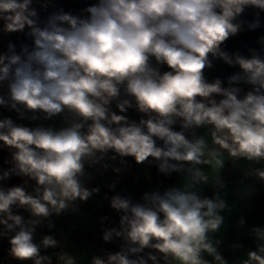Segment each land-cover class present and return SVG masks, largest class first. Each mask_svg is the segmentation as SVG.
Segmentation results:
<instances>
[{"label":"clouds","instance_id":"clouds-1","mask_svg":"<svg viewBox=\"0 0 264 264\" xmlns=\"http://www.w3.org/2000/svg\"><path fill=\"white\" fill-rule=\"evenodd\" d=\"M32 4L0 0L3 31L27 27L33 40L21 54L11 43L10 54H0V107L21 120L60 117L62 126L0 119V146L11 155L10 167L0 169V236L13 233L10 257L53 264L41 249L59 248L60 242L52 235L34 242L37 227L48 221L54 228L50 217L75 211L77 201L99 193L85 186L86 166L107 170L106 159L124 165L132 157L137 164L155 163L164 175L182 174L183 184L145 192L141 202L112 196L119 226L105 229L102 239L124 243L89 264H229L218 251L221 241L213 238L224 223L221 213L230 211L220 172L225 155L233 164L264 162V35L250 56L224 46L261 27L264 0H97L83 9L87 15L61 9L43 22ZM250 7L259 10L251 22L241 18ZM215 59L239 67L230 85L244 82L252 90L241 97L239 87H223L219 78L209 82L204 70ZM129 109L142 114L138 122L128 118ZM245 175L264 181V168ZM13 176L22 183L5 186ZM209 183L218 191L202 197L199 186ZM250 233L256 247L240 264H264V227ZM57 264L78 262L62 252Z\"/></svg>","mask_w":264,"mask_h":264},{"label":"trees","instance_id":"trees-1","mask_svg":"<svg viewBox=\"0 0 264 264\" xmlns=\"http://www.w3.org/2000/svg\"><path fill=\"white\" fill-rule=\"evenodd\" d=\"M95 3H97V0H33L32 7L37 11L39 20L43 22L47 19L49 15L58 12L61 9L65 12H67L68 9H72L81 13L82 15H87V13L83 12V9ZM258 11V9L250 7L246 9L245 13L241 18L251 22L256 18V13ZM259 19L261 22V27L259 29L252 31H242L237 36L229 38V40L225 42V50L229 53L239 51L242 55L245 56L251 55L249 49L255 48L257 50H260L261 46L257 43V40L261 35H264V11H259ZM27 32L28 29L26 27L24 32L5 33L3 31V22L0 21V54H10L8 49V45L10 43L15 46V51L17 54H21V49L24 45H27L29 46V48H31L33 46V40L27 35ZM261 55H264V52H262ZM212 63V68H206L204 70L205 77L209 82H212L214 79L219 78L222 81L223 87H239L241 89V97L248 91L252 90L253 86L244 82L232 85L228 83V78L236 72L240 71L238 66L231 67L225 64L220 59H215L212 61ZM166 70H168L166 66L161 67V71ZM112 108L114 111H117V114H120L118 112V109L115 108L114 103L112 105ZM126 115L130 120H136L137 122L142 116V114L137 112L135 109H129ZM4 117H10L15 123L28 127H36L38 124H43L46 127L51 126L55 128H59L62 126V119L60 117H56L51 121H30L28 119L21 120L18 118L16 112L0 107V119H3ZM175 130H179V125L175 126ZM109 155H111V153ZM10 159V151L7 148L0 146V169H7L8 167H10V164L6 163V161H9ZM125 159L127 163L131 165L136 163L132 157H127ZM117 160H119V158ZM144 164L148 172L150 173V179H144L140 176H136L132 178L126 177L124 178V180H122L134 193L140 194L146 186L147 182L150 180L160 182L167 188L172 187L174 173L170 175H164L157 170V166L155 163L148 164L147 162H145ZM258 168H264V162H261ZM240 179L255 181L259 184V186L255 190L245 194L242 198L244 202L248 205V207L256 214L257 218L264 221V181L260 180L257 177L253 179ZM20 183H22V179L15 176L11 177L8 181L4 182L5 186H13ZM14 211L15 214H19L25 219L30 218V214L24 209L14 208ZM75 211H72L70 213H73ZM55 216L56 215H53L54 220L56 221H53L52 223L54 224V226L61 225V220H59ZM47 224L48 221H45L44 224L37 227L36 232L34 234V242L40 243L44 234L51 235V229L48 228ZM0 231H3V225H0ZM12 235L13 233H8L7 236H0V264H22V262L20 261L13 260L9 255V239ZM120 247L121 246H113L107 250H104L102 252V255H105L108 252L115 253L120 250ZM41 253L50 255L52 257L53 264H57V254H61V251L58 248H49L46 250L42 248ZM25 264H31V262H25Z\"/></svg>","mask_w":264,"mask_h":264},{"label":"crops","instance_id":"crops-1","mask_svg":"<svg viewBox=\"0 0 264 264\" xmlns=\"http://www.w3.org/2000/svg\"><path fill=\"white\" fill-rule=\"evenodd\" d=\"M201 132L203 130H200ZM225 155V166L220 172L222 181L227 187L221 192L222 197L230 209L221 213L224 217V223L220 230L214 234V239L220 240L221 244L218 251L229 262V264H240V261L247 258V252L254 250L256 245L254 237L250 233V229L255 226L264 227V221L257 218L256 214L244 202L243 196L258 187L255 181L240 179V178H255V176L245 175L251 168H258L259 164H254L246 161H239L233 164ZM207 171V169H205ZM90 177V173L86 168ZM211 175V173H210ZM110 178L113 181H122L113 173V167L110 172ZM183 184L182 174L174 173L172 187H181ZM85 186L89 189L93 188L91 177L85 180ZM218 191L211 183L199 186V193L204 197H213ZM94 202V200H93ZM86 206V205H85ZM245 219V224L240 225L238 222L241 218ZM70 239V236H66ZM239 244L242 247L233 248L232 245ZM211 259V257H206Z\"/></svg>","mask_w":264,"mask_h":264},{"label":"built area","instance_id":"built-area-1","mask_svg":"<svg viewBox=\"0 0 264 264\" xmlns=\"http://www.w3.org/2000/svg\"><path fill=\"white\" fill-rule=\"evenodd\" d=\"M104 163H108L109 165L107 170L102 165H96L91 168L87 167L93 182V188L98 187L100 189L99 193L93 194L94 202L73 213L67 211L59 216H55L61 220L62 224L55 225L51 229V235L60 242L58 249H60L61 253H71L69 239L66 236H77L81 238L88 246L96 251L98 256H103L102 252L113 246H122L124 242L121 239H114L112 242H105L102 239L105 229L119 226L120 214L110 207V198L119 194L121 196L131 197L133 202H141L140 198L145 192H163L168 189L162 183L150 180L147 182L143 191L140 194H136L124 181L116 182L111 180L109 172L112 168L113 161L106 159ZM112 184L115 185L114 188L109 187ZM105 196L108 199H105ZM101 217H106L107 219L102 222ZM146 251L150 250L146 249Z\"/></svg>","mask_w":264,"mask_h":264},{"label":"rangeland","instance_id":"rangeland-1","mask_svg":"<svg viewBox=\"0 0 264 264\" xmlns=\"http://www.w3.org/2000/svg\"><path fill=\"white\" fill-rule=\"evenodd\" d=\"M67 12H70L74 15H82L81 13L74 11L72 9H68ZM113 168L114 167H121L122 171L120 173H114L118 177V179L126 178V177H136L140 176L144 179H150V173L148 172L145 164H129L126 163L124 165H121L119 160L113 161ZM88 170V169H87ZM259 186V184H258ZM94 200V196L89 198L86 202H76V209H80L84 207L85 205L92 204ZM14 211V210H13ZM68 212H72V210H69ZM15 213V211H14ZM51 222L56 221L54 220V217H50ZM45 236V234H44ZM69 245L71 249V253L69 255L74 256L77 259L78 264H89V261L92 259L94 255H97L96 251L88 246L81 238L77 236H71L69 239ZM60 255L59 253L57 256Z\"/></svg>","mask_w":264,"mask_h":264}]
</instances>
